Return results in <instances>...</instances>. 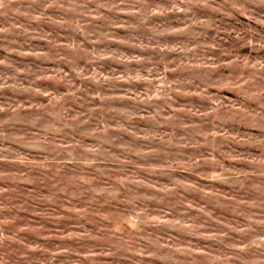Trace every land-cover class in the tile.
<instances>
[{
    "label": "clouds",
    "instance_id": "1",
    "mask_svg": "<svg viewBox=\"0 0 264 264\" xmlns=\"http://www.w3.org/2000/svg\"><path fill=\"white\" fill-rule=\"evenodd\" d=\"M0 264H264V0H0Z\"/></svg>",
    "mask_w": 264,
    "mask_h": 264
}]
</instances>
